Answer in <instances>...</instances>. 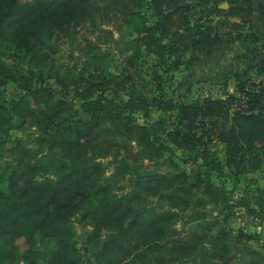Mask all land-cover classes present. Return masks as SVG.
Instances as JSON below:
<instances>
[{
  "label": "trees",
  "instance_id": "1",
  "mask_svg": "<svg viewBox=\"0 0 264 264\" xmlns=\"http://www.w3.org/2000/svg\"><path fill=\"white\" fill-rule=\"evenodd\" d=\"M131 1L141 12L136 41L156 56L152 99L132 83L133 59L128 58L120 73H110L113 54L92 39H86L89 49L78 47L80 56L69 51V64L51 58L62 34L77 29L78 37L81 23L93 16L94 0H0V138L13 128L15 114L22 121L31 114L38 130L32 139L16 144L17 164L0 170V264H99L80 253L76 225H90L94 232L108 228L103 248L125 228L159 227L162 217L153 208L131 203L143 193L174 199L200 191L209 203L229 202L264 221L259 177L264 167V58L232 73L234 91L226 83V97L183 102L167 93L187 51L217 49L226 41L243 49L258 43L254 20L264 21V0L258 13L253 0ZM108 5L123 13L128 9L122 1L110 0ZM221 19L227 22L225 35ZM79 64L92 69L85 75ZM51 80L64 89L73 87L82 110L92 117L60 123L50 134L55 116L69 109L66 99L50 92ZM11 82L22 94L48 93L51 102L43 109H30L23 99L8 97ZM112 86L120 100L104 93ZM109 130H120L126 140L135 141L140 153L129 174L131 193L118 180L124 161L117 163L113 177L102 181L106 171L102 163L59 159L55 151L78 150L82 139L97 142ZM216 143L222 144L220 152ZM46 144L48 152L42 153ZM176 148L187 154L185 159ZM160 159L175 166L176 172L155 168ZM178 161L196 166L194 181L189 183V174ZM147 163L154 167L146 168ZM221 179L232 187L221 185ZM233 191L235 201L228 197ZM151 234L157 238L159 232ZM250 264H264V254Z\"/></svg>",
  "mask_w": 264,
  "mask_h": 264
},
{
  "label": "rangeland",
  "instance_id": "2",
  "mask_svg": "<svg viewBox=\"0 0 264 264\" xmlns=\"http://www.w3.org/2000/svg\"><path fill=\"white\" fill-rule=\"evenodd\" d=\"M121 1L128 7L125 13L108 5L110 0H94L96 5L91 6L93 16L87 17L81 23L78 37L75 32L77 29H73L72 33L62 34L61 41L58 43L59 48H54L50 55L55 61L60 60L69 64V51L72 49L75 55L80 56L78 47L89 49L86 39H92L100 49L113 54L110 73H120L122 68L127 66L128 58L133 59L135 67L129 68L132 83L149 99H152L153 93L150 87H152L151 84H156L152 80L156 56L153 51H149L136 41L135 28L138 26L141 12H138L139 9H136L131 0H116L117 3ZM261 2L262 0H253L256 13ZM224 5L227 7L228 4L225 2ZM141 11L143 12L144 9ZM194 13L196 10L193 11V15ZM191 17L195 18V16ZM150 20L153 21V18L151 17ZM227 29L226 20L221 19L222 35H225ZM254 30L259 34L260 40L250 49H243L238 43L226 41L217 49L187 51L182 57L183 63L175 72V81L171 88L167 89L168 97L183 102L205 97L223 98L226 97V83L228 90L233 92L234 84L229 79L232 73L264 58V21L256 17ZM224 38L227 39L226 36ZM79 67L85 68V75L92 69L88 64H79ZM49 85L50 92L66 99L69 106L67 111L55 116L50 134L60 123L92 117L91 113L82 110V102L76 98V94L72 91L73 87L64 89L54 80H51ZM9 88L12 93L8 94V97L23 99L30 109H43L51 102L48 93L38 96L22 94L13 82L9 84ZM104 93L109 98L120 100L113 86L107 88ZM30 115L28 114L25 121H22V118L15 114L13 128L0 138L1 171L17 164L19 152L15 150L16 144L20 140H30L38 134ZM120 133V130H109L97 142L92 140L86 142L82 139L78 150L57 148L55 151L59 159L79 158L86 163H102L106 166L102 181L113 177L117 163L124 161L125 163L119 169L118 180L124 181L127 186L126 192L131 193L133 180L129 174L137 164L136 157H140V153L136 151V142L126 140ZM34 143V140H31L30 145ZM215 145L220 152L222 144ZM176 151L181 159L187 156L181 149L176 148ZM47 152L48 144L42 149V153ZM157 163L155 168L161 172L172 174L176 172L175 166L166 164L167 162H163L162 159ZM178 164L189 174V183L194 181L196 166L192 163H182V161H178ZM145 166L146 168L154 167L153 163H147ZM259 177L264 187V167ZM222 179L219 180L221 185L232 187L231 182L224 185ZM2 187L6 188L3 184ZM169 194L170 192H167L164 195ZM145 195L143 193L139 200L134 199L131 203L135 206L153 208V213L162 217L160 220L162 222L159 223L160 228L157 225H153L151 230L146 231H142L141 228H125L120 233L115 232L116 240L103 248L104 241L110 235L108 228L94 232V228L90 225L77 224L75 239L85 260L92 258L99 264H250L255 259L263 258L264 221L248 216L243 209L231 207L229 202L226 205L209 203L200 191H192L188 197L179 196L174 199ZM228 197L232 201L237 199L234 197V191L230 192ZM154 230L159 232L157 238L151 236ZM211 244L214 246L211 247Z\"/></svg>",
  "mask_w": 264,
  "mask_h": 264
},
{
  "label": "crops",
  "instance_id": "3",
  "mask_svg": "<svg viewBox=\"0 0 264 264\" xmlns=\"http://www.w3.org/2000/svg\"><path fill=\"white\" fill-rule=\"evenodd\" d=\"M233 82V81H232ZM233 84H234V82H233Z\"/></svg>",
  "mask_w": 264,
  "mask_h": 264
},
{
  "label": "water",
  "instance_id": "4",
  "mask_svg": "<svg viewBox=\"0 0 264 264\" xmlns=\"http://www.w3.org/2000/svg\"><path fill=\"white\" fill-rule=\"evenodd\" d=\"M225 6V5H224Z\"/></svg>",
  "mask_w": 264,
  "mask_h": 264
}]
</instances>
